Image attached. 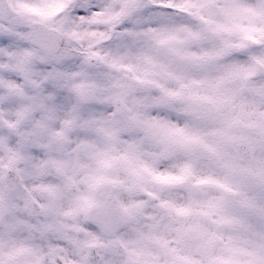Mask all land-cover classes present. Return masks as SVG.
<instances>
[{
    "label": "snow or ice",
    "instance_id": "6c2138e0",
    "mask_svg": "<svg viewBox=\"0 0 264 264\" xmlns=\"http://www.w3.org/2000/svg\"><path fill=\"white\" fill-rule=\"evenodd\" d=\"M0 264H264V0H0Z\"/></svg>",
    "mask_w": 264,
    "mask_h": 264
}]
</instances>
